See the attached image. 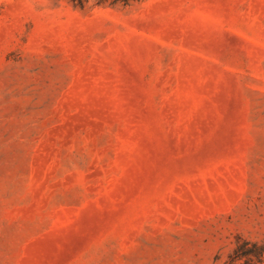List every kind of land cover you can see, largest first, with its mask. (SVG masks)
I'll use <instances>...</instances> for the list:
<instances>
[{"label":"rangeland","instance_id":"374dc122","mask_svg":"<svg viewBox=\"0 0 264 264\" xmlns=\"http://www.w3.org/2000/svg\"><path fill=\"white\" fill-rule=\"evenodd\" d=\"M0 264H264V0H0Z\"/></svg>","mask_w":264,"mask_h":264},{"label":"trees","instance_id":"16d2710c","mask_svg":"<svg viewBox=\"0 0 264 264\" xmlns=\"http://www.w3.org/2000/svg\"><path fill=\"white\" fill-rule=\"evenodd\" d=\"M115 1H118V0H115ZM119 1H123V2H125L126 0H119Z\"/></svg>","mask_w":264,"mask_h":264}]
</instances>
